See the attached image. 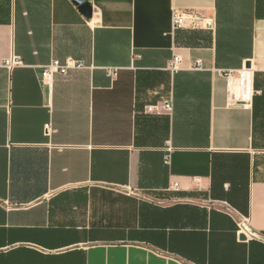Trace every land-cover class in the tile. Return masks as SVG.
<instances>
[{
  "label": "crops",
  "instance_id": "obj_1",
  "mask_svg": "<svg viewBox=\"0 0 264 264\" xmlns=\"http://www.w3.org/2000/svg\"><path fill=\"white\" fill-rule=\"evenodd\" d=\"M90 3L0 0V264H264V0Z\"/></svg>",
  "mask_w": 264,
  "mask_h": 264
},
{
  "label": "built area",
  "instance_id": "obj_2",
  "mask_svg": "<svg viewBox=\"0 0 264 264\" xmlns=\"http://www.w3.org/2000/svg\"><path fill=\"white\" fill-rule=\"evenodd\" d=\"M172 23L173 27L175 29H190V30H196V29H206L210 30L213 27V22L210 18H205L201 14L195 12L192 9H182V10H176L173 13L172 17ZM180 57L174 56L168 64V68L172 71L179 69L180 66ZM16 64V61L13 59H8L4 62V66L7 69H10L12 66ZM85 66L82 62L73 60L71 58H67L64 62H60L58 60H53L49 62L47 65H44L42 67L41 72V82L43 85L47 87L48 94L50 95L52 93V85H53V76L55 74L59 75H66L70 70H81L84 69ZM193 70H201V62L196 61L194 64L190 66ZM249 71V68H244L240 71H233L228 70L223 73V77L226 81V86L228 89L233 88L234 86L244 89V85L246 82V75ZM113 73L112 69L107 70V74L110 75ZM244 93V90H243ZM242 100L246 99V93L241 96ZM241 103L243 107H247V102H237ZM157 106H152L148 108L149 112H155L157 111ZM164 111H171V103L166 102L161 107ZM44 130L46 133H49L51 131L50 124L45 125ZM239 231H242L243 234L248 236V234L244 231L242 225L239 226Z\"/></svg>",
  "mask_w": 264,
  "mask_h": 264
},
{
  "label": "water",
  "instance_id": "obj_3",
  "mask_svg": "<svg viewBox=\"0 0 264 264\" xmlns=\"http://www.w3.org/2000/svg\"><path fill=\"white\" fill-rule=\"evenodd\" d=\"M72 3L78 8V10L80 11V13L86 17L87 19H89L92 15V5L90 3V0H71ZM246 68H249V64L246 65ZM242 227L244 229V231L250 235V236H254L256 238H260L262 239V237L256 235L255 233H253L250 229H248L247 227H245L244 224H242ZM241 240L245 239V234L240 236Z\"/></svg>",
  "mask_w": 264,
  "mask_h": 264
}]
</instances>
